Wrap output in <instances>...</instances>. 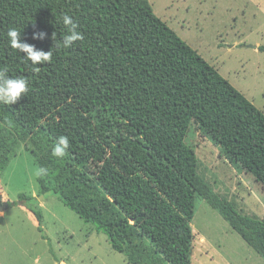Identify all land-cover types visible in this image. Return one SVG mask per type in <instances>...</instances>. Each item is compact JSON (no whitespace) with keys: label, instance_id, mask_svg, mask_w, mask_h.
<instances>
[{"label":"trees","instance_id":"1","mask_svg":"<svg viewBox=\"0 0 264 264\" xmlns=\"http://www.w3.org/2000/svg\"><path fill=\"white\" fill-rule=\"evenodd\" d=\"M83 35L57 49L62 15ZM52 51L32 70L9 45ZM44 32L43 40L33 39ZM259 51L264 52V47ZM29 82L0 103V173L20 142L37 143L36 196L20 197L40 227L51 194L103 232L130 264H191L195 198L216 210L263 259L264 217L243 215L198 175L191 122L264 189V115L153 12L146 0H0V69ZM106 113H110L106 117ZM70 141L63 159L57 137Z\"/></svg>","mask_w":264,"mask_h":264},{"label":"rangeland","instance_id":"2","mask_svg":"<svg viewBox=\"0 0 264 264\" xmlns=\"http://www.w3.org/2000/svg\"><path fill=\"white\" fill-rule=\"evenodd\" d=\"M154 14L264 115V0H146ZM106 117L110 113L105 114ZM185 143L197 173L219 197L264 217V189L196 123ZM37 143L20 142L0 173V264H130L107 236L56 196L38 198L40 227L20 202L39 191ZM2 204H8L6 208ZM191 264H263L204 198H195Z\"/></svg>","mask_w":264,"mask_h":264},{"label":"clouds","instance_id":"3","mask_svg":"<svg viewBox=\"0 0 264 264\" xmlns=\"http://www.w3.org/2000/svg\"><path fill=\"white\" fill-rule=\"evenodd\" d=\"M62 23L66 31L61 34L62 39L57 40L56 35L52 34V39L56 41V48L61 47L71 48L75 42L82 41L83 35L78 31V24L67 14L62 15ZM46 36L44 32H34L32 38L43 40ZM9 45L12 49L24 53V59L31 63L32 70L39 71L37 67L43 63H50L52 59V51L45 52L37 50L34 45H30L21 40V31L16 27H10L7 31ZM29 82L21 77H11L8 75L6 68L0 69V103L13 105L17 103L21 95L27 94L29 90ZM70 147L69 138L66 135L57 137L56 143L51 149V155L58 159H63L67 155V149ZM48 169L44 166H39L34 170V176L39 178L48 175Z\"/></svg>","mask_w":264,"mask_h":264},{"label":"water","instance_id":"4","mask_svg":"<svg viewBox=\"0 0 264 264\" xmlns=\"http://www.w3.org/2000/svg\"><path fill=\"white\" fill-rule=\"evenodd\" d=\"M8 206V204H2V207L6 208Z\"/></svg>","mask_w":264,"mask_h":264}]
</instances>
